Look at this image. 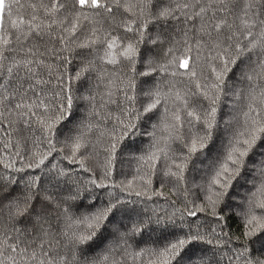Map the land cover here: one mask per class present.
Segmentation results:
<instances>
[{
	"label": "snow or ice",
	"instance_id": "6c2138e0",
	"mask_svg": "<svg viewBox=\"0 0 264 264\" xmlns=\"http://www.w3.org/2000/svg\"><path fill=\"white\" fill-rule=\"evenodd\" d=\"M83 22L91 27L87 37L76 44L77 48L102 47L104 56L101 59L114 66L126 63L130 73L140 76H150L157 71L150 59L146 62V71H135L140 45L155 44L159 39V35L156 38L150 35L149 25L183 23L181 40L166 51L170 59L160 65L159 70L172 77H188L195 91L189 89L184 95L175 92L174 107L168 109L165 105L170 96L157 86L145 93L150 101L143 106L142 113H138L143 115L158 107L165 108L163 130L168 132L169 139L180 141L184 149L179 157H169L165 153L166 160L171 162L165 165L162 176L175 181V187L184 182L193 157L197 153L204 154L213 140L221 96L235 91L230 74L235 76L238 71L240 79L249 83L244 124L232 131L224 156L212 166L206 203L187 212L188 216H196L197 212L207 211L222 220L217 208L246 167L256 163L250 160L254 149L258 145L264 147V0H0V124L8 120V127L30 129L35 122L51 137L55 125L71 115L73 97L69 85L80 79L87 69H81L74 77H69L62 69L70 63L66 53L74 51L71 45L79 39ZM118 28L132 33V37L116 35ZM205 66L210 75L204 76L201 71L198 76V69ZM109 83L114 81L110 79ZM135 89L134 75L129 76L126 83L121 80L117 85L125 103L135 102V95H130ZM113 95L109 91L108 101L117 103ZM116 119L124 129L121 139L136 127L131 121L125 123L119 117ZM197 125L200 127L192 132ZM186 126L190 133L187 136L184 134ZM68 139L71 162H76V154L84 147L82 137ZM48 143L50 151L47 154L33 152L34 163H29L27 168H40L55 151L50 138ZM116 146V143L111 144L112 154ZM112 158L108 160L109 166ZM157 160L156 153L145 160L153 174ZM4 167L12 169L14 165L5 164ZM14 170L23 172L25 169ZM259 171L264 177V162ZM109 174L110 168L105 175ZM39 180V176L29 178L21 194L10 195L19 182L10 175H0V264H108L109 255L92 257L88 246L105 228L121 202H110L77 221L86 224V231H72L67 209L55 216L34 210L38 199L49 204L53 201L51 196L41 195ZM151 183L150 177L144 180L147 187ZM131 186L132 181H129L128 187ZM257 191L264 195V182ZM146 194L136 192L137 196ZM153 194L163 195L161 192ZM255 208L264 209V199L254 205L250 201L243 213L245 237L252 236L256 229H264V215L258 216ZM62 218L64 227L60 226ZM26 219L31 223H25ZM131 229L134 232L142 230L140 223H134ZM202 242L213 244L212 240L205 241L199 232L177 236L156 254L157 259L160 264H173V261L180 264V259ZM111 251L108 250L109 254ZM214 256L215 253L213 257L189 255L188 259H196L198 264H213ZM241 257L246 258L245 264H264V260L253 261L247 247L235 256V260ZM112 264L118 262L113 260Z\"/></svg>",
	"mask_w": 264,
	"mask_h": 264
},
{
	"label": "trees",
	"instance_id": "16d2710c",
	"mask_svg": "<svg viewBox=\"0 0 264 264\" xmlns=\"http://www.w3.org/2000/svg\"><path fill=\"white\" fill-rule=\"evenodd\" d=\"M83 23V31L78 33L79 39L71 45L74 51L66 53L70 63L63 65L62 69L66 70L69 77H74L81 69H87L80 79L73 80L69 85L73 97L71 115L55 125L51 137L35 122L30 129L15 125L8 127V120H3L0 124V175H10L19 182L10 195L21 194L29 178L39 176L41 195L51 196L53 201L49 204L38 199L34 210L55 216L67 209L71 218V230L76 232L87 229L85 223L77 221H82L85 216L106 207L110 202L120 201L105 228L88 246L92 257L109 255L108 264H112L113 260L118 264H149L150 261L160 264L156 254L177 236L189 232H199L205 241L212 240L213 244L202 242L195 245L191 252L180 259V264H198L196 259L189 260L188 256L213 257V253V264H245V257L235 260V256L245 247L253 261L264 260V229H256L252 236L245 237L243 216L250 201L254 205L256 201L264 199V195L257 191L264 182L259 171L264 162V147L258 145L254 149L250 160H255L256 163H250L246 167L217 208L219 216H223L222 220L207 211L197 212L196 216L187 215L189 210H195L196 205L206 203L205 196L213 174L212 166L224 156L232 131L242 128L244 124V113L248 110L249 103V83L240 79L238 71L235 76L230 74L235 91L221 96L213 140L204 149V154L197 153L193 157L185 172L184 182L175 187V181L162 176V172L166 170L165 165L171 162L166 160L165 153L169 157H179L184 149L180 141L169 139L168 132L163 130L165 108L158 107L143 115L138 113H142L143 106L150 101L145 93L157 86L170 96L165 105L168 109L174 107L175 92L184 95L189 89L195 91L194 85L188 82V77H172L159 70V66L170 59L165 55L166 51L174 42L181 40L183 23L171 22L170 26L159 23L149 25L150 35L153 38L159 35V39L155 44L140 45L135 71H146V62L150 59L157 67V71L150 76L130 73L126 63L115 66L108 64L101 59L104 56L102 47L95 46L91 50L77 48L76 44L87 37L91 27L87 22ZM115 34L132 37V33H125L122 28L116 29ZM201 71L204 76L210 75L207 66L198 69V76ZM133 75L136 89L130 95H135L136 99L134 103H125L123 93L117 90V85L121 80L126 83L129 76ZM110 79L114 81L113 84L109 83ZM109 91L114 93L112 98L117 103L108 101ZM116 117L125 123L131 121L136 125L122 139L120 137L124 129ZM199 127L197 125L192 132ZM184 134H190L187 126ZM70 136L82 137L81 143L84 145L76 154V162H71L70 159ZM49 138L55 151L48 155L40 168H27L29 163H34L33 152L47 154L50 151ZM112 143L117 145L114 154L110 151ZM152 153L158 156L154 174L149 164L145 163ZM110 157L113 158L109 166ZM5 164H13L14 168H5ZM15 168L25 170L16 172ZM109 168L110 174L105 175ZM141 177L144 180L150 177L151 186H145ZM129 181H132L131 187H128ZM101 183L106 186H96ZM137 191L147 194L137 196ZM156 192L163 195H154ZM255 212L258 216L264 215V209L255 208ZM25 223L31 222L26 219ZM64 223L62 218L60 226L64 227ZM134 223H140L142 230L134 232L131 229ZM122 236L126 239H121ZM109 249L112 250L110 254ZM229 257L233 259L229 260ZM173 264H177V261H173Z\"/></svg>",
	"mask_w": 264,
	"mask_h": 264
}]
</instances>
